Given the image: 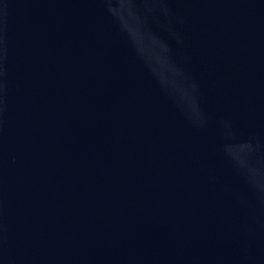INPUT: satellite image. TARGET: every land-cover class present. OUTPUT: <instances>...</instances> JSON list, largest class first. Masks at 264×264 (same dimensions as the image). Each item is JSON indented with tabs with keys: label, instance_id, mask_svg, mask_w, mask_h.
I'll return each instance as SVG.
<instances>
[{
	"label": "water",
	"instance_id": "water-1",
	"mask_svg": "<svg viewBox=\"0 0 264 264\" xmlns=\"http://www.w3.org/2000/svg\"><path fill=\"white\" fill-rule=\"evenodd\" d=\"M0 264H264V0H0Z\"/></svg>",
	"mask_w": 264,
	"mask_h": 264
}]
</instances>
